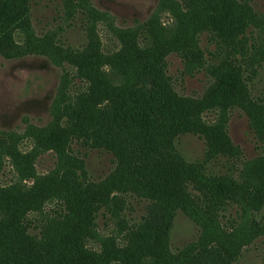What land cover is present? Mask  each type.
<instances>
[{
    "label": "trees",
    "instance_id": "1",
    "mask_svg": "<svg viewBox=\"0 0 264 264\" xmlns=\"http://www.w3.org/2000/svg\"><path fill=\"white\" fill-rule=\"evenodd\" d=\"M36 2L0 0V40L12 39L13 34L18 33L22 36L21 42L30 43L28 27ZM83 3L81 0H61L62 25L51 28L52 31L46 30L41 34V40L32 37L43 42L53 32L52 36L62 50L58 52L59 56L61 54L59 60L57 55L51 59L78 66L69 82L79 79L92 85L75 92L61 87L53 105V110L57 109V118L53 113L54 121L50 127L32 128L27 132L32 134L38 146L22 159L29 164L26 168L17 159L21 156L17 154L16 143L7 144L5 148L17 159L20 172L31 174L30 164L38 154L48 147L58 151L55 173L40 177L36 186L44 182L40 190L48 192L59 188L65 195L66 212L59 219H50L40 237L21 226L19 216L12 210L5 215L0 213V264H111L115 260L122 264H149L148 256L153 258L151 264H232L234 257L227 253L230 257L226 258L222 247L200 242L191 244L184 254L177 256L172 255L168 242L176 212L182 210L194 218L191 209L199 208L198 198L203 197L198 201L209 203L216 195L225 196L226 193L233 194L232 189H242L254 202L252 208L258 212L264 210V152L243 160V170L238 171L239 182L227 176L228 172L210 171L208 165L222 158L231 163L242 161V150L228 136L226 123L229 117H222L223 112L206 124L196 119L201 118L200 115L190 112L188 106L200 101L205 109H226L225 105L219 107L217 104L221 92L231 94L232 103L242 107L244 101L251 99L249 102L257 111L243 108L255 136L264 144V97H255L250 88L264 65V15L248 0H160L159 6L169 8L176 23H163L153 16L136 27H119L115 25L113 15L104 17L90 0H83ZM176 3L184 4L187 14L179 12ZM237 7L245 12L239 15ZM188 15L193 18H187ZM77 20L85 23L86 42L81 47L63 44L61 35ZM189 20L191 27L187 24ZM98 21L107 26L103 36L97 28ZM204 33L208 46L213 49L201 45ZM107 34H113L116 41L115 46L108 49L104 39ZM0 45L3 48L9 44ZM19 48L13 47V54L1 49L0 56L13 59L39 53L34 47L32 51L23 47L18 52ZM173 52L183 61V76L199 72L206 75L208 85L200 98L175 93L172 77L167 72V57ZM106 62L111 67V84L122 85L121 88L103 85L100 69ZM112 65L119 66L121 72H115ZM234 74L238 85L234 82ZM67 77L65 74L63 80ZM242 88L244 94L240 93ZM104 92L108 95V104L100 102V93L103 95ZM234 92L245 100L236 101ZM62 121L64 124L60 123ZM215 127L220 129L218 133ZM186 133L206 137L207 149L201 160L188 162L178 152L176 138ZM18 138L19 135L14 134L13 141ZM75 141L83 148L104 149L115 156L113 174L121 177L124 185L114 189L151 199L141 220L130 224L134 225L129 228L130 247L120 248L114 239L107 238L102 242L100 253L84 243L87 238H96L94 228L101 212L106 216L108 212L111 217L115 214L108 206L112 198L103 180L90 178L87 154L76 153L72 147L70 151H63L69 142L73 145ZM3 163L4 152L0 150V166ZM189 184L197 190L196 196L191 193ZM11 187L14 189L9 191L24 188L20 181ZM126 204L124 197L114 207L128 221ZM11 219L18 220L20 226Z\"/></svg>",
    "mask_w": 264,
    "mask_h": 264
},
{
    "label": "rangeland",
    "instance_id": "2",
    "mask_svg": "<svg viewBox=\"0 0 264 264\" xmlns=\"http://www.w3.org/2000/svg\"><path fill=\"white\" fill-rule=\"evenodd\" d=\"M90 1L94 8L104 13V17L109 14L110 17L113 15L115 25L119 27H136L137 24L147 21L153 16L163 23H176L175 15L172 11L169 8L159 6L160 0ZM248 1H250L255 10L264 15V0ZM81 3L84 4L83 0H81ZM61 6V0H37L34 3L32 22L31 26L28 27V35L31 40L29 44L21 42L22 36L18 33L13 34L12 39L5 38L0 40L1 44H9L3 48L0 45V50L5 49L10 54L15 51L13 47H21L22 50L25 47L28 51H32L34 47L39 51L38 54L31 53L27 56L13 59L0 56V150L4 152V163L0 166V213L5 215L6 212L12 210L16 216H19L18 220L21 226H26L28 232L32 235L35 234L37 237L44 233L45 226L48 225L50 219H53V221L59 219L66 212L67 204L63 197L65 195L59 188L56 191L48 192L40 190V187H44L41 185L44 182L36 186L40 177L55 173L53 170L59 154L58 151H55L56 149L54 150L51 147L44 149L30 164L33 170L32 174L31 172H20L21 169L17 166L16 160H21L22 166L25 168L29 165L22 159L35 149L37 143L32 134H27V132L32 128L40 130L50 127V124L54 121L53 113L57 118V109L53 110V105L61 92V87L68 88L69 91L73 92L76 89H82V87L89 89L92 85V83L79 79L69 82V77L77 73L78 66L74 63L72 64V62L66 63L65 66L58 61L61 58V54L59 56L58 52L62 49L59 47L55 36H52L53 32L50 33V38L43 40V42H39L32 37L34 36L41 40V34L46 33V30L50 29L52 31L51 28H57L60 24L62 25L63 22L60 18ZM176 6H178L179 12L183 11L184 14H187L184 4L178 5L176 3ZM237 9H239V15L245 12L242 8L237 7ZM187 18L193 17L188 15ZM84 24V21L77 20L72 27L61 35L62 43L73 47H81L87 40ZM187 24L190 27L192 26L190 20ZM106 27L104 22L98 21L97 28L99 32L101 31L102 36L107 31ZM112 36L113 34H107L104 37L107 49L114 47L116 44ZM262 43L264 45V35ZM201 45L204 48L213 49L212 46H208L205 33L201 37ZM173 46L177 45L173 44ZM21 48L18 49V52ZM56 55L58 60H52L51 58ZM167 60V72L172 77V86L175 93L191 96L193 99L200 98L208 85L206 75L203 72H199L193 76H183V61L175 52L169 54ZM112 66L115 72H121L119 66ZM110 68L109 63L106 62L100 69L103 85L121 88L122 85L119 83L117 85H121L120 87L111 84L109 79ZM65 74H68L67 81L63 80ZM232 76L234 82L238 85L239 81L236 80L238 79L236 74ZM250 88L255 97H264V65L259 69V74L250 84ZM241 92L244 94L243 88ZM221 93L217 104L219 107L225 105L226 109L223 108L222 110L221 108L220 110L218 107L217 109L213 107L205 109L204 105L198 100L197 104L188 106L190 107V112L200 115L201 118L196 119H201L206 124H209V121L213 119H217L222 114L220 112H223L222 117H229V121L226 123L227 134L234 145H237L242 150V161L237 160L231 163L222 158L211 162L208 168L216 173L228 172L227 176L234 177L236 179L233 180H238L239 182L240 175L238 171L242 169L243 160L254 158L263 153L264 144L258 141L255 136L249 124L248 115L243 108L245 106L252 112L257 111L250 104L249 100L251 99L248 98L249 100L244 101L245 103L242 107L241 104L232 103L234 101H232L231 94ZM100 96V102L108 104V101H106L108 99L107 93L104 92L103 95L100 93ZM234 98H236V101L245 100L240 96L239 99L236 92H234ZM118 100L119 104H121L120 98ZM60 123L64 124L63 121ZM215 129L217 128L215 127ZM219 130L217 129L216 133ZM14 134L19 135L16 141H13ZM204 137L193 133L181 134L176 138V148L188 162L201 160L207 149L206 137ZM14 143H16L17 154L21 158L16 159L15 156L5 150L7 144L11 146ZM71 145L69 142L63 151H70V147H72L76 153L80 151V153L87 154L86 163L90 178L95 181L103 180V185L110 191L112 198L108 202V206L111 207L110 209L115 214L114 217H111L108 212H106L107 216L104 212H101L94 228V233L97 235L96 238H87L84 243L89 249H93L92 251L100 253H102L103 248L102 242L107 238L114 239L120 248L130 247L128 240L131 230L129 228L134 226L130 224L141 220L151 199L137 197L132 192L123 193L114 189L120 188L124 183L121 177H114L115 166L113 163L115 156L111 152L104 149H86L76 141ZM19 166L22 167L21 165ZM237 167L238 169L236 170ZM242 170L241 176L244 174ZM202 177H206V175H202ZM18 181L23 183L24 188L9 191L14 189L11 186ZM211 182L207 183L210 184ZM192 187L189 184L191 193L196 196L198 192ZM231 192L233 194L216 195L209 203L200 202L203 197L196 199V204L200 210H198L199 208L191 209L194 218L189 217L182 210L176 212L168 242L172 255L184 254L191 244H200L202 242L210 246L222 247L224 252H226V258H229L230 255L234 257L232 264H264V210L258 212L252 208L254 202L249 199L244 190L232 189ZM124 197L127 201L124 208L128 221L114 207ZM211 207L214 208L212 209ZM217 208L219 210L216 213L215 210ZM11 220L15 225L20 226L18 220ZM36 236L33 237L38 239ZM227 253L230 255H227ZM147 258L149 259L147 263L151 264L153 258L149 256ZM111 264H122V262L115 260Z\"/></svg>",
    "mask_w": 264,
    "mask_h": 264
}]
</instances>
